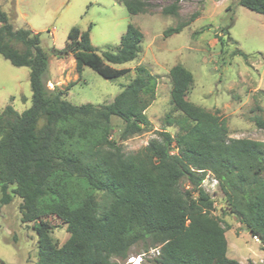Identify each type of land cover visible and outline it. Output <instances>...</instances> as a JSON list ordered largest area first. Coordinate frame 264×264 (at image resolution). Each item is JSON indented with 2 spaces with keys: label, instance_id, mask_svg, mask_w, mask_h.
Listing matches in <instances>:
<instances>
[{
  "label": "trees",
  "instance_id": "obj_1",
  "mask_svg": "<svg viewBox=\"0 0 264 264\" xmlns=\"http://www.w3.org/2000/svg\"><path fill=\"white\" fill-rule=\"evenodd\" d=\"M118 1L131 14L143 12L149 2ZM163 1L168 3L161 11L175 15L178 0ZM237 2L264 13V0ZM91 25L70 27L56 52L72 55L77 79L84 65L106 78L126 73L128 68L108 63L137 55L139 27L127 24L117 49L100 55L90 41ZM185 25L167 27L163 35ZM233 53L247 58L240 49ZM0 55L29 68L31 104L21 112L6 104L0 112V201L20 199V220L31 223L37 236L34 264H119L118 259L149 249L155 250L144 258L149 264H240L226 254V227L212 213L214 200L201 184L206 171L264 251V142L229 137L220 114L190 101L193 75L181 63L168 71L179 131L160 130L137 153L124 154L111 138V119L122 121L121 140L148 128L145 110L154 99L156 78L144 66L135 67V76L111 101L73 104L46 85L48 54L39 33L14 27L1 7ZM253 122L264 128V115L256 114ZM50 218L65 225L61 243L51 235ZM138 245L143 251L133 252Z\"/></svg>",
  "mask_w": 264,
  "mask_h": 264
},
{
  "label": "rangeland",
  "instance_id": "obj_2",
  "mask_svg": "<svg viewBox=\"0 0 264 264\" xmlns=\"http://www.w3.org/2000/svg\"><path fill=\"white\" fill-rule=\"evenodd\" d=\"M167 3L149 0L144 11L137 14L129 13L118 0H0V7L14 27H29L39 33L40 44L48 54L46 85L61 90L62 96L73 104L111 101L135 76L138 65L155 76V96L145 110L150 121L146 130L121 140L117 134L122 121L118 117L111 119V138L121 144L124 154L137 153L151 138L158 137L160 130L172 135L179 131L175 119L180 113L170 102L168 74L175 63H181L193 75L187 98L220 114L226 121L229 137L264 142V128L253 122L256 114L264 115V13L247 9L237 0H178L177 13L170 15L161 11ZM182 21L186 25L179 32L163 35L167 27ZM89 23L91 44L100 55L105 50L117 49L127 24L139 27L143 38L137 55L123 63H108L115 68H128L126 73L106 78L84 65L80 77L74 78L78 73L72 55L60 56L56 49L64 47L70 27L86 30ZM235 49L247 58L234 54ZM6 104L18 112L31 104L29 68L12 65L0 55V112ZM212 178L206 171L201 184L214 200L212 213L226 227L227 256L240 264H264L260 242L229 211L218 183H213ZM181 185L186 186V182ZM98 199L101 201V194ZM19 202L17 196L8 203L0 201V264H34L36 260L37 236L31 223L21 222ZM49 220L52 237L63 242L67 236L65 225L55 218ZM132 251L143 250L138 245ZM154 252L149 249L144 255L132 254L118 261L131 264L130 257L137 261L141 256L143 264H149L144 258Z\"/></svg>",
  "mask_w": 264,
  "mask_h": 264
},
{
  "label": "built area",
  "instance_id": "obj_3",
  "mask_svg": "<svg viewBox=\"0 0 264 264\" xmlns=\"http://www.w3.org/2000/svg\"><path fill=\"white\" fill-rule=\"evenodd\" d=\"M212 180H213V183H216L217 181H216V179L215 178H212ZM202 181H203V179H202ZM188 187V186H187ZM206 190V189H205ZM207 191V190H206ZM255 239H257V237L256 236H253ZM142 255H144L145 253L143 252V253H141ZM139 257V259H140V256H138ZM129 262L131 263V264H138L139 263V260H135V258H133V257H130V260H129Z\"/></svg>",
  "mask_w": 264,
  "mask_h": 264
},
{
  "label": "clouds",
  "instance_id": "obj_4",
  "mask_svg": "<svg viewBox=\"0 0 264 264\" xmlns=\"http://www.w3.org/2000/svg\"><path fill=\"white\" fill-rule=\"evenodd\" d=\"M214 178V177H213ZM217 181V180H216ZM217 183V182H216ZM258 240V239H257ZM140 261L142 262V257L140 256V259H139V263L140 264Z\"/></svg>",
  "mask_w": 264,
  "mask_h": 264
},
{
  "label": "crops",
  "instance_id": "obj_5",
  "mask_svg": "<svg viewBox=\"0 0 264 264\" xmlns=\"http://www.w3.org/2000/svg\"><path fill=\"white\" fill-rule=\"evenodd\" d=\"M33 31V30H32ZM35 32V31H34ZM73 58V57H72ZM74 60V59H73ZM74 78L76 79L77 78V75H74Z\"/></svg>",
  "mask_w": 264,
  "mask_h": 264
}]
</instances>
